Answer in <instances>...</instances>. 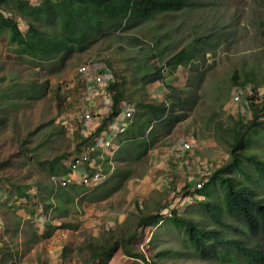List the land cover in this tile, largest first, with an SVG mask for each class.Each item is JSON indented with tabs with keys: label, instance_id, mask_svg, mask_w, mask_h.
<instances>
[{
	"label": "rangeland",
	"instance_id": "rangeland-1",
	"mask_svg": "<svg viewBox=\"0 0 264 264\" xmlns=\"http://www.w3.org/2000/svg\"><path fill=\"white\" fill-rule=\"evenodd\" d=\"M191 4L105 30L59 60L19 55L9 36L0 35V264H88L90 244L104 245L137 231L139 218L161 205L204 220L198 210L203 197L197 187L185 186L207 182L229 162L236 124L251 119L245 97L254 92L249 86L241 97L234 79H254L259 100L264 96V0ZM18 22L25 32L27 24ZM181 51L190 54L191 61L170 64ZM83 66L86 74L80 73ZM163 66L164 81L143 84L146 74ZM106 68L119 81L127 80L133 118L139 101L160 103L170 95L169 86L184 102L185 110L177 112L187 113V118L169 135L155 126L159 135L150 154L132 165L134 174L120 187L112 175L91 192L76 191L72 185L58 188L55 181L67 174L65 164L82 144L76 117L87 103L95 74ZM31 82H36L33 89ZM105 97H98L92 110L100 126L108 124L111 112L110 96ZM126 139L118 138L122 146ZM252 139L247 152L264 159V132ZM184 141L191 150L182 154ZM120 149L114 174L126 166L119 160ZM233 174L240 175L237 170ZM162 212L169 216V209ZM138 233L144 234V241L134 246L147 259L169 251L163 264H223L189 251L184 234L167 222ZM110 264L143 262L119 250Z\"/></svg>",
	"mask_w": 264,
	"mask_h": 264
},
{
	"label": "trees",
	"instance_id": "trees-1",
	"mask_svg": "<svg viewBox=\"0 0 264 264\" xmlns=\"http://www.w3.org/2000/svg\"><path fill=\"white\" fill-rule=\"evenodd\" d=\"M191 3L192 0H38L34 4L31 0H0V35L9 36L19 55L41 61L59 60L64 53L75 46L83 48L105 30L116 31L127 24L129 26L134 19L145 21L161 13L181 11ZM19 19L27 24L25 32L20 28ZM191 59L190 54L181 51L170 60V64L181 65ZM109 70L113 81L106 88L111 100V112L105 119L108 122L121 115L124 102H134L128 98L127 80L122 78L119 81ZM165 70V66L156 67L144 76L143 84L164 81ZM234 84L243 98L249 86L254 92L245 97L251 119L244 118L236 124L233 141L229 145V162L214 170L201 189L195 188L196 193L203 197L198 201V210L203 212L204 220L171 209L169 204L161 205L155 213L139 218L137 231L119 239H110L104 245L90 244L92 252L88 264H110L119 250L126 257L140 260L143 264H163L171 252L162 251L147 259L134 245L144 241V234L138 232L165 222L182 232L185 247L200 257L214 258L223 264H264V193L261 191L264 186V159L247 152L253 144L252 135L264 132V96L260 101L257 84L252 78L243 81L235 78ZM30 85L33 89L36 82ZM169 88V99L160 103L139 101L136 104L138 111L124 134L126 144L118 153L120 162L126 166L118 167L113 174L117 177L118 187L134 174L132 165L141 163L150 154L159 135V128L155 126L162 127L164 135H169L187 118V113L177 112V109L185 110L182 98L173 95L175 88ZM25 91L21 89L20 93L24 95ZM105 124L98 130L104 129ZM86 141L82 140V143ZM235 170L241 176L233 174ZM196 185L189 182L185 187ZM77 188L84 189L81 186ZM21 194L28 197L22 191ZM164 209H169V216L163 214Z\"/></svg>",
	"mask_w": 264,
	"mask_h": 264
},
{
	"label": "built area",
	"instance_id": "built-area-1",
	"mask_svg": "<svg viewBox=\"0 0 264 264\" xmlns=\"http://www.w3.org/2000/svg\"><path fill=\"white\" fill-rule=\"evenodd\" d=\"M87 72V66L80 68V73ZM92 81L93 85L88 88L87 103L76 117L81 138L88 141L83 142L78 151L67 160L65 164L67 174L55 181L60 188L78 185L91 191L107 183L115 171V155L122 147V142L118 138L128 130L134 116V104L124 102L121 115L108 122L107 126L99 131L100 124L95 123L97 119L92 110L96 107L98 97L109 95L106 88L107 84L113 81V77L110 70L106 68L96 73ZM237 99L240 97L237 96ZM70 127L74 132V127L72 125ZM190 150L191 144L185 141L179 147V151ZM202 186L201 182L196 185L197 189H201Z\"/></svg>",
	"mask_w": 264,
	"mask_h": 264
},
{
	"label": "crops",
	"instance_id": "crops-1",
	"mask_svg": "<svg viewBox=\"0 0 264 264\" xmlns=\"http://www.w3.org/2000/svg\"><path fill=\"white\" fill-rule=\"evenodd\" d=\"M96 124H98V122L96 121L95 122ZM185 152H189V151H182V154H184ZM66 171H67V168H66ZM70 187H75V188H77V187H79L78 185H72V186H70ZM81 187H83V186H81ZM58 188H60V187H58ZM85 190H87V192H91L90 190H88L86 187H83ZM66 189V188H65Z\"/></svg>",
	"mask_w": 264,
	"mask_h": 264
}]
</instances>
